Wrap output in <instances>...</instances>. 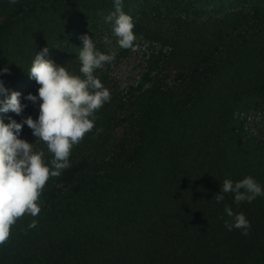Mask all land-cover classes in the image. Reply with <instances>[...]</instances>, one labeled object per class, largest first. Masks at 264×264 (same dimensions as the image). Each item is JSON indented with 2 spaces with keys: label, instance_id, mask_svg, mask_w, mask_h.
<instances>
[{
  "label": "trees",
  "instance_id": "1",
  "mask_svg": "<svg viewBox=\"0 0 264 264\" xmlns=\"http://www.w3.org/2000/svg\"><path fill=\"white\" fill-rule=\"evenodd\" d=\"M221 2L122 0L132 49L146 50L144 71L126 87L112 62L94 71L110 101L73 146L70 167L47 181L40 213L12 226L0 264H264V196L215 199L225 179L251 176L264 188V141L236 116L250 96L264 105V0H244L253 8L205 28L204 8ZM112 11L114 0H0V69L10 70L0 80L27 105L19 116L0 113L5 123L38 118L39 102L25 99L39 87L28 73L36 52L49 47L47 59L83 78L80 37L100 27L92 40L112 55L117 38L104 19ZM19 138L51 167L53 154L27 125ZM226 207L250 221L248 235L225 227Z\"/></svg>",
  "mask_w": 264,
  "mask_h": 264
},
{
  "label": "clouds",
  "instance_id": "2",
  "mask_svg": "<svg viewBox=\"0 0 264 264\" xmlns=\"http://www.w3.org/2000/svg\"><path fill=\"white\" fill-rule=\"evenodd\" d=\"M16 4L18 0H9ZM112 23V34L117 38L119 47L132 49L136 36L131 16L123 11L122 0H114V11L104 17ZM82 47L78 59L81 76L70 73L62 65L47 59L49 47L36 52L30 69L31 79L39 85L37 94L29 93L25 99L36 104L39 102L37 119L31 116L17 122L8 117V123L0 117V245L10 237L11 228L25 214L36 217L41 209L36 203L50 177H58L70 167L69 156L74 145L79 144L85 134L91 132L97 119L96 112L110 101V92L103 86L94 71L111 63L114 55L99 51L92 38L82 35ZM103 43L110 44L108 36ZM0 73L10 74L9 68ZM21 93L10 91L0 80V113L21 115L26 104L21 103ZM27 125L37 140L43 141L53 154L51 167L42 159L43 152H34L33 143L20 139L23 126ZM224 193H233L234 202L251 203L258 196H264V188L251 176L233 182L225 179L220 193L215 195L217 202L224 199ZM225 212L232 222L225 221V227L242 230L248 235L251 224L243 213H233L230 207ZM35 219L28 225L37 227Z\"/></svg>",
  "mask_w": 264,
  "mask_h": 264
},
{
  "label": "rangeland",
  "instance_id": "3",
  "mask_svg": "<svg viewBox=\"0 0 264 264\" xmlns=\"http://www.w3.org/2000/svg\"><path fill=\"white\" fill-rule=\"evenodd\" d=\"M253 8L252 3L244 2V0H224V2L217 5H211L204 8L200 21H203L204 27L212 30L217 23L228 22L225 19L237 12H246ZM162 27L167 29L168 23L161 21ZM206 24V25H205ZM224 24V25H225ZM100 27H92L85 29L82 35H88L91 38L98 35ZM105 34L97 39L103 40ZM112 55H117L121 47H119L117 40L110 46ZM146 50L139 47L132 49L126 56H119L117 60L112 61L110 66L112 78L118 82L121 87H126L136 81L142 74L145 68L144 56ZM241 127L249 138L264 141V105L259 97L250 96L247 98L236 114ZM122 134V130L117 131V138Z\"/></svg>",
  "mask_w": 264,
  "mask_h": 264
}]
</instances>
